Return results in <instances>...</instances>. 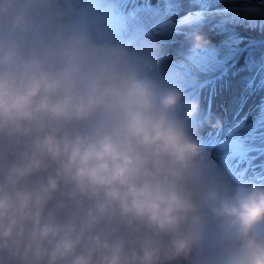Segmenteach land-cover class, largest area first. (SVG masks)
<instances>
[{"label": "clouds", "instance_id": "1", "mask_svg": "<svg viewBox=\"0 0 264 264\" xmlns=\"http://www.w3.org/2000/svg\"><path fill=\"white\" fill-rule=\"evenodd\" d=\"M86 12L0 0V264H264V183L194 192L197 105Z\"/></svg>", "mask_w": 264, "mask_h": 264}, {"label": "rangeland", "instance_id": "2", "mask_svg": "<svg viewBox=\"0 0 264 264\" xmlns=\"http://www.w3.org/2000/svg\"><path fill=\"white\" fill-rule=\"evenodd\" d=\"M174 1L179 7L167 13L163 14V10L158 14L146 13L144 5L143 10L135 11L136 17H133L131 12L124 15L119 8L120 0H115L116 15L106 16V25H97L96 30L101 36H119L126 26H130L131 34L134 35L138 32L136 22L140 23V27L145 29L140 34L132 37L123 34L119 40L108 43L148 56L154 62L152 75L165 85L177 88L186 83L183 87L190 88L194 84L188 82H196V77L217 79L221 75L217 80L218 85H207L200 97H218L220 109L228 101L229 112L222 118L220 125L212 128L217 132L220 129L224 131L218 141L198 144L200 155L194 162V171L199 175L201 184L192 185L194 192L202 184L209 182L234 184L248 182L253 178L250 182L264 183V129H260L254 138L248 135L260 109L264 107V88L257 84L253 89H248L247 82L252 73L239 70L251 54V48H259L264 52V13H248L246 15L251 19L234 25L230 23V14L218 13L230 6H256L257 0H204L207 7L201 6L200 0ZM109 2L112 0H91V3L89 0H81V3L87 5V12L90 10L89 13L86 12L89 21L93 17L102 16L103 11L113 9L111 5L108 6ZM133 2L134 0L130 3L129 0H124L121 7H133ZM146 2L154 5L157 0ZM99 5H104V8L98 7ZM163 7L167 8L166 4L161 6L162 9ZM157 9L156 6L152 10L154 12ZM197 12L204 13L201 20L186 22L188 15H195ZM224 21L229 23L225 27H219ZM252 30H256L255 36L250 33ZM233 34L243 41L239 45L242 53L224 62L223 43ZM127 38L129 39L125 41ZM115 41L122 43L115 45ZM249 41L253 42V46H248ZM211 52H217L219 56L210 55ZM241 125L245 127L241 129ZM214 136L215 134L212 137ZM240 176L244 177V181L242 178L237 179ZM211 230L210 224L209 232Z\"/></svg>", "mask_w": 264, "mask_h": 264}, {"label": "snow or ice", "instance_id": "3", "mask_svg": "<svg viewBox=\"0 0 264 264\" xmlns=\"http://www.w3.org/2000/svg\"><path fill=\"white\" fill-rule=\"evenodd\" d=\"M201 6L207 7V5L204 3V0H200ZM173 7V4L171 2L168 3L167 11H171ZM248 13H264V0H257L256 6H230L227 9H224L220 11L218 14L220 15H231V21L230 23L236 25L241 24L242 22L251 19L249 17ZM217 13H213V15H216ZM204 16L203 12H197L195 15H188L187 21H193V20H201ZM229 21L222 22L219 27H225ZM264 30V28H262ZM243 41L238 38L237 36L230 35L228 36L224 43L223 48L225 49V54L222 57V60L224 62H228L232 60L235 56L242 53V49L239 47L240 44H242ZM248 46H253V42L249 41ZM210 55L219 56V53L217 52H211ZM245 67L247 70L252 73V75L249 77L247 82V88L253 89L257 84H259L260 87L264 88V57H261L259 61L253 59L251 55L246 60ZM245 125H241V129H243ZM264 129V107L260 109L259 116L257 120L254 122V124L249 129L248 135L250 137H255L256 133L260 130Z\"/></svg>", "mask_w": 264, "mask_h": 264}, {"label": "trees", "instance_id": "4", "mask_svg": "<svg viewBox=\"0 0 264 264\" xmlns=\"http://www.w3.org/2000/svg\"><path fill=\"white\" fill-rule=\"evenodd\" d=\"M250 33L253 35V36H255L256 35V30H252V31H250ZM250 55L252 56V58L253 59H255V60H257V61H259L260 60V58L261 57H264V52L263 51H261L259 48H251V50H250ZM245 62L240 66V68H239V70L241 71V70H243V69H247L246 67H245ZM214 65V64H213Z\"/></svg>", "mask_w": 264, "mask_h": 264}, {"label": "bare ground", "instance_id": "5", "mask_svg": "<svg viewBox=\"0 0 264 264\" xmlns=\"http://www.w3.org/2000/svg\"><path fill=\"white\" fill-rule=\"evenodd\" d=\"M198 79H199V78H198ZM184 84H185V83H184ZM184 84H181V87H177L178 89H180V90L183 92L182 94L186 93L187 91H189V89H191V88L186 89V87H183ZM174 85H176V84H174ZM217 85H218V82L213 83V86H217ZM194 101H195V100H193V102H194ZM202 116L206 117V113H203ZM199 121H200V118H199V117H196V118L193 120L194 123H198ZM240 178H242V181H244V177H242V176L237 177V179H240ZM247 178H248V177H247ZM252 179H253V178H250L249 180L252 181Z\"/></svg>", "mask_w": 264, "mask_h": 264}]
</instances>
